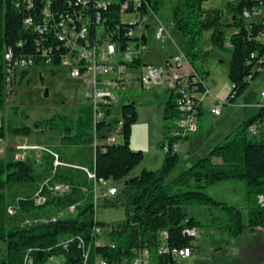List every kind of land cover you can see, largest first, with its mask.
Returning <instances> with one entry per match:
<instances>
[{"label":"trees","instance_id":"1","mask_svg":"<svg viewBox=\"0 0 264 264\" xmlns=\"http://www.w3.org/2000/svg\"><path fill=\"white\" fill-rule=\"evenodd\" d=\"M108 1L106 8L99 9L93 0H90L89 8H84L77 0H0V113L7 95L5 53L11 50L14 58H31L36 66L46 65V60H50L48 66H60L69 51L59 36L63 19L71 17L78 25L79 17L88 15L91 18V45L108 38L124 52L131 44H148L151 24L146 17L158 16L164 0H140L136 4L129 0ZM235 1L228 0L232 17L227 23L223 21L221 11L204 9V0H178L172 20V26L184 40L180 49L192 67L189 76H198L201 92L208 88L204 81L205 71L200 72L194 63L209 55L201 45L204 31L212 29L213 43L224 47L225 28L237 29L230 37L228 76L232 88L226 103H236L248 90L251 80L264 70V23H248L244 17L246 10L264 8V1L240 0L234 5ZM46 10L51 13L48 23L44 20ZM132 14L143 20L144 32L140 38L129 35L135 25L125 16ZM28 18L33 20V25L26 24ZM43 26V32L37 30ZM140 56L133 59V66L144 65ZM53 68L51 70L56 74L57 70ZM29 74L30 70L23 71L16 86ZM169 92L163 111L164 141L160 143L166 149L163 164L157 170L143 168L134 175L132 171L144 159L143 150L131 147L132 127L138 120L135 103L127 102L122 106L120 135L123 141L105 145L102 142L112 133L113 123L97 121L94 109L89 105H79L73 117L56 114L36 121L32 127L12 123L0 125V141L8 133L26 137L34 132L50 131L61 135L62 145L86 144L92 151L91 167L81 160V168L74 169L55 165L57 156L59 161L63 158L58 149L43 155L39 169L35 167L37 161L30 157L0 158V244L3 245L0 247V264H98V258L106 259L108 264H123L124 258L133 257V249L143 247L153 251V264H175L173 249L190 247L193 252L197 249L195 240L198 237L187 232L201 226L200 221L188 212V205L192 203L219 209L223 217L215 218H224V233L241 234L264 229V101L258 112L244 120L234 133L172 178L182 162L180 148L175 151L174 144L178 141L182 144L193 134L182 136L178 133L180 128L176 121L184 114L179 103L183 95L177 89ZM196 106L201 120L205 110L201 103ZM15 110L18 112L20 108L16 106ZM23 116L27 118L25 112ZM254 125L257 134L249 130ZM85 169L94 173L97 179L122 183L119 192L104 201L105 205H124L126 209V219L110 227L109 237L116 242L115 247L96 244L95 228L106 225L97 219L95 183ZM228 180L246 183L247 222L239 207L217 200L205 190ZM56 184H69L70 190L56 193L53 191ZM38 198L43 201L37 203ZM71 206H75L76 212L65 213ZM11 208L16 212L10 213ZM54 209L62 215L54 214ZM21 218L29 219L31 223H26V219L22 223ZM162 231H165L168 250L160 253ZM86 247L90 255L85 263L82 254Z\"/></svg>","mask_w":264,"mask_h":264},{"label":"rangeland","instance_id":"2","mask_svg":"<svg viewBox=\"0 0 264 264\" xmlns=\"http://www.w3.org/2000/svg\"><path fill=\"white\" fill-rule=\"evenodd\" d=\"M240 0H236V5ZM178 0H164L158 17L165 24L169 25L173 20V13ZM203 7L206 10H219L222 13L224 22L231 20V13L228 10V0H204ZM264 10L261 11V14ZM155 19H151V27L148 30V48L141 54L144 64H156L166 66L167 60L179 52L170 37L164 41L155 39V32L159 25ZM237 29L226 27L227 36L224 47H218L213 43V30H205L202 36V47L209 55L205 60L196 61L195 68L200 72L205 71V79L208 81V89L212 95L211 99L203 101L204 114L200 122V138L204 141L197 153L189 155L187 145L181 144L179 154L182 162L173 172L172 178L182 170L194 164L199 158L206 156L208 152L227 136L237 130L244 120H247L259 110L258 102L264 101L261 92L264 90V70L251 80L248 90L238 99L236 103L226 102L227 95L231 91L232 84L229 80L230 67V37ZM171 34L179 46L184 45L181 34L172 27ZM183 48V47H182ZM209 70V71H208ZM208 71V74H206ZM141 72H134L131 79V86L123 91L122 99L116 103L121 106L127 102L135 103L138 111V120L132 127L131 147L134 150H143L144 159L132 174H138L143 168L157 170L161 168L166 149L160 145L164 141L163 129L164 106L169 99L170 92L158 85L152 89L141 87L138 81ZM84 84L79 79L72 78L65 70L56 71L53 74L51 69L31 68L29 76L20 85L14 87L10 94L6 95L4 110L0 113V125L20 126L23 124L33 126L38 120L50 118L56 114L75 116L80 100H83ZM125 93V94H124ZM212 100V102H211ZM211 102V103H210ZM218 104L222 114L216 116L210 112L211 106ZM212 104V105H211ZM20 110L17 112L15 107ZM26 113L27 118L23 116ZM123 121L118 122V138L123 141L120 129ZM198 132V131H197ZM196 132V133H197ZM195 134V133H194ZM2 152L0 158L17 157L22 153V147L28 146L27 155L37 162L35 167L43 162L42 157L46 152H55L58 149L63 158L62 166L67 168H81V160L88 167H91L89 160L92 158L90 145L65 146L61 144V135L50 131L34 132L30 136H16L7 134L0 141ZM39 148V149H38ZM84 169V168H82ZM87 171V169H85ZM120 190L121 182L112 181ZM206 192L217 200H222L230 205L239 207L244 215V221L248 219V206L246 201L247 187L244 181H223L216 185L205 188ZM65 211V213H72ZM188 212L200 221L198 228L199 237L195 240L197 252L188 258L183 264H264V232L245 231L241 234H229L222 232L226 224L222 212L217 208H210L207 205L192 203L188 205ZM54 214L62 215L58 210ZM96 216L107 228L111 225L126 219L124 205H105L104 201L99 202L96 208ZM26 218L19 219L22 223ZM3 246L0 244V247Z\"/></svg>","mask_w":264,"mask_h":264},{"label":"built area","instance_id":"3","mask_svg":"<svg viewBox=\"0 0 264 264\" xmlns=\"http://www.w3.org/2000/svg\"><path fill=\"white\" fill-rule=\"evenodd\" d=\"M128 1V0H127ZM135 4L140 0H129ZM264 1V0H263ZM78 4L84 8H89L90 0H77ZM94 4L99 7L106 8L108 6V0H93ZM49 3V1H48ZM127 4L124 5V8ZM264 8L244 11L245 20L249 23L252 21H262L264 23V13L261 14ZM98 16V15H97ZM51 13L46 10L45 22L50 20ZM125 17L131 20V24L135 25L133 29L129 31L130 36L141 37L143 35V20L136 14L126 15ZM151 19L159 21L156 14H151L146 17L148 23L151 24ZM97 20H100L98 16ZM91 18L88 15L79 17V24L73 18L68 17L63 19L60 23V38L65 42L68 47V53L62 58V64L57 67L48 66L50 60H46V65L36 66L37 64L33 59L29 58H14L11 50L5 53V59L8 64L5 69L6 73V89L7 94H10L12 89L16 87L21 74L25 70H31V68L40 69H55L57 71L65 70L72 78L79 79L84 84L83 100H80L79 105H89L94 109L95 119L97 121H107L113 123L112 133L103 140V145L111 142H121L118 138V122L122 121V105L119 108L116 103L119 102L123 96V91L131 86V79L134 72H141L140 78H138L141 87L146 89H152L155 86H162L166 91L172 90L170 88V80H179V90L183 98L180 99L181 110L184 114L180 119L176 121V125L179 126V134L187 136L194 134L199 130L200 118L197 116L196 104L201 103L205 98H212V95L207 88L204 92L199 91L198 88V76L190 77L189 73L182 72L185 66V53L180 49L179 52L172 56L171 59L164 65L156 64H144L141 67H136L131 64L135 57L140 56L147 48L148 44L129 45L128 49L124 52H120L117 45L108 38L103 39L101 42L90 44V30L89 25ZM26 24L33 25L31 18L26 19ZM158 27L155 32V39L164 41L166 38H172L171 27L172 23L168 26L158 22ZM37 30L43 32L45 27H37ZM100 39H102L100 37ZM86 43V44H85ZM204 84V82H203ZM205 85V84H204ZM125 94V93H124ZM261 97L264 99V90L261 92ZM263 102V101H261ZM259 102L258 105L261 103ZM227 104L226 102H223ZM210 112L213 115H220L222 113L221 107L216 103L210 108ZM252 134H257V126H251L249 129ZM177 133V134H178ZM95 142H98L97 135L95 133ZM181 142L178 141L174 144V150L178 151ZM22 153L16 158L26 159L28 157V146L22 147ZM39 149V148H38ZM2 148L0 145V153ZM55 165H62L58 156L55 161ZM88 171V170H87ZM89 176L94 180V201L98 207L101 200L113 198L119 189L116 185L112 184L111 180L103 178L97 179L95 174L89 172ZM70 190L69 184H56L53 191L56 193H64ZM263 198L261 197V200ZM41 198L37 199V203H41ZM75 206H71L66 211L74 212ZM10 213H15L16 210L11 208ZM26 223H31L29 219H26ZM110 227H96L95 235L96 244L98 246L115 247L114 242L110 237ZM189 234L199 237L198 229H191L187 231ZM162 244L158 251L166 252L168 248L165 242V231L161 233ZM83 246V243L82 245ZM133 257L131 259L124 258L123 264H153L155 255L153 251L147 247L135 248L132 250ZM175 264H183L185 260L191 258L194 255L192 248L185 247L180 249H173L171 251ZM83 259L86 263L89 259V248H84ZM98 264H108L106 259L98 258Z\"/></svg>","mask_w":264,"mask_h":264},{"label":"crops","instance_id":"4","mask_svg":"<svg viewBox=\"0 0 264 264\" xmlns=\"http://www.w3.org/2000/svg\"><path fill=\"white\" fill-rule=\"evenodd\" d=\"M159 18V17H158ZM157 22V21H156ZM159 23H161V24H164L161 20H160V18H159V21H158ZM157 22V23H158ZM172 23V21L170 22V24ZM169 24V25H170ZM165 25V24H164ZM166 26H168V25H166ZM158 27V26H157ZM173 27V26H172ZM171 27V28H172ZM171 40L172 41H174V43H175V45L180 49V46H179V44H178V42H175V40L173 39V36H172V38H171ZM172 57V56H171ZM171 57H170V59H171ZM169 60H167V62H168ZM191 71H192V67L190 66V64H185V66L183 67V69H182V72H184V73H191ZM209 71V70H208ZM207 71V72H208ZM204 81H205V83L207 84V86L209 85V83H208V81L206 80V79H204ZM263 91V90H262ZM207 99H211L210 97H208ZM211 102H212V100H211ZM210 102V103H211ZM259 103V102H258ZM257 103V104H258ZM212 105V104H211ZM222 114V113H221ZM200 127H199V130H198V132L197 133H195V134H193L191 137H190V139L189 140H187V141H185V142H183L182 144L184 145V144H186L188 147H187V153H189V155H191V154H195V153H197V151H198V149H200L201 147H202V145H203V143H204V141H202L201 140V138H200ZM259 231H263L264 232V229H260ZM195 252H197V249L194 251V253Z\"/></svg>","mask_w":264,"mask_h":264},{"label":"bare ground","instance_id":"5","mask_svg":"<svg viewBox=\"0 0 264 264\" xmlns=\"http://www.w3.org/2000/svg\"><path fill=\"white\" fill-rule=\"evenodd\" d=\"M185 64H189V62L186 58H185ZM170 88L179 89V80H170ZM111 143H117V142H111Z\"/></svg>","mask_w":264,"mask_h":264}]
</instances>
